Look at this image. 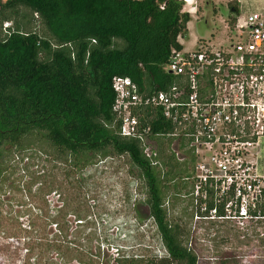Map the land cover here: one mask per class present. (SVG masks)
<instances>
[{
  "label": "trees",
  "instance_id": "1",
  "mask_svg": "<svg viewBox=\"0 0 264 264\" xmlns=\"http://www.w3.org/2000/svg\"><path fill=\"white\" fill-rule=\"evenodd\" d=\"M182 6V0H0V184L10 173L24 171L32 154L43 150L74 169V177L66 173V183L73 188L85 183L82 171L96 157L111 154L124 157L129 172L145 188L142 202L165 252L142 257L117 251L115 257L101 258L100 264H196L185 225L170 220L163 206L165 183L187 172L191 154L177 160L174 152H167L170 140L166 143L158 137L162 177L137 139L117 133L112 111L114 75L129 76L147 92L172 83L174 77L165 65L172 48L182 47L178 38L184 35L189 19ZM227 6L231 24L237 13L235 0ZM35 13L42 21L41 31L32 28L30 16ZM4 20L12 21L7 32L1 30ZM148 123L152 131L170 128L160 113ZM39 165L29 194L41 199L50 190L57 192L61 202L47 210L57 233L40 236L27 250L38 243L45 245L41 255L37 253L38 260L52 250L69 257L74 251L83 264H95L88 249H77V234L70 235L64 220L66 213H73L77 225L87 229L83 218L88 213L78 212L76 206V211H65L69 200L77 202L78 193L62 198L53 187L62 188L65 181L46 179L49 173ZM214 206L216 215H221L222 206L215 205L209 195L198 215H207Z\"/></svg>",
  "mask_w": 264,
  "mask_h": 264
},
{
  "label": "built area",
  "instance_id": "2",
  "mask_svg": "<svg viewBox=\"0 0 264 264\" xmlns=\"http://www.w3.org/2000/svg\"><path fill=\"white\" fill-rule=\"evenodd\" d=\"M253 3L237 8L220 41L202 38L195 48H172L165 67L174 80L166 88L147 92L127 75L112 77L117 133L137 139L162 177L158 137L170 140L177 160L191 154L200 211L209 195L223 211L216 215L214 206L201 217L240 223L264 221V0ZM9 27L12 21L4 20L1 30ZM158 113L168 130L152 131L148 119ZM199 150L208 151L206 162L194 161Z\"/></svg>",
  "mask_w": 264,
  "mask_h": 264
},
{
  "label": "rangeland",
  "instance_id": "3",
  "mask_svg": "<svg viewBox=\"0 0 264 264\" xmlns=\"http://www.w3.org/2000/svg\"><path fill=\"white\" fill-rule=\"evenodd\" d=\"M230 1L191 0L189 6H184L183 1V10L187 11L191 6L195 12L189 14L186 31L179 36L182 47L195 48L202 38L214 41L223 39L232 15L227 6ZM30 21L33 29L42 30L38 15L30 16ZM163 139L166 143L169 140ZM168 147L167 152H170L171 148ZM181 152L180 149L179 155H182ZM207 153V150H199L194 161L206 162ZM111 155L96 157L93 164L83 169L86 180L78 189L66 183L67 176H75L74 169L65 162L57 161L50 151L32 154L30 164L24 171L10 173L8 179L0 184V264H83L74 251L70 252L72 255L69 257L57 255L52 250L38 260L37 253L41 255L45 245L36 243L32 250H27L32 241L38 242L40 236L51 237L57 233L47 212L54 204L61 202L57 200V192L50 190L46 194L47 200L45 196L37 199L38 196L29 194L31 187H35L41 167L39 164H43L44 171L49 173L46 179L65 181L62 188L58 184L53 187L61 192L62 198L78 193L77 202L69 200L65 211L73 212L76 206L78 212L88 213L83 218L87 229L77 225L78 220L73 213H66L64 220L69 225L70 235L77 234V249H88L87 255L95 264H100L103 257H115L117 251L135 252L142 257L162 255L165 249L152 219L147 217V205L142 202L145 197L142 182L129 172V164L124 157ZM186 171L187 179L180 180L174 175L172 182L165 183L163 206L170 220L185 225L187 245L195 251L196 264H264V221L243 219L240 223L236 219L198 216L202 199L194 185L197 180L189 174V168ZM135 207L142 221L136 218ZM96 252L100 256L93 254Z\"/></svg>",
  "mask_w": 264,
  "mask_h": 264
},
{
  "label": "crops",
  "instance_id": "4",
  "mask_svg": "<svg viewBox=\"0 0 264 264\" xmlns=\"http://www.w3.org/2000/svg\"><path fill=\"white\" fill-rule=\"evenodd\" d=\"M187 1H190V0H187ZM254 1H256V0H235L237 8L238 7H240V8H248L251 4H254L253 3ZM184 6H188V4L187 3H184ZM188 12H189V14H194L195 10L192 9V10H190ZM179 41H180V39H179Z\"/></svg>",
  "mask_w": 264,
  "mask_h": 264
}]
</instances>
